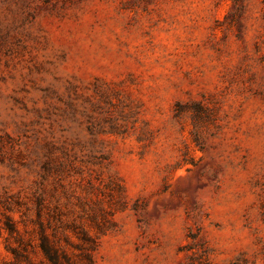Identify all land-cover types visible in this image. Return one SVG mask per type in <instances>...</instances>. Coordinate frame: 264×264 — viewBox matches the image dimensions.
I'll list each match as a JSON object with an SVG mask.
<instances>
[{
    "label": "rangeland",
    "instance_id": "374dc122",
    "mask_svg": "<svg viewBox=\"0 0 264 264\" xmlns=\"http://www.w3.org/2000/svg\"><path fill=\"white\" fill-rule=\"evenodd\" d=\"M0 264H264V0H0Z\"/></svg>",
    "mask_w": 264,
    "mask_h": 264
},
{
    "label": "trees",
    "instance_id": "16d2710c",
    "mask_svg": "<svg viewBox=\"0 0 264 264\" xmlns=\"http://www.w3.org/2000/svg\"><path fill=\"white\" fill-rule=\"evenodd\" d=\"M44 251H46L45 249H43Z\"/></svg>",
    "mask_w": 264,
    "mask_h": 264
}]
</instances>
